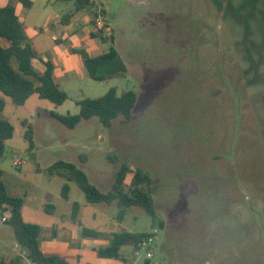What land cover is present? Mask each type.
<instances>
[{
    "label": "rangeland",
    "instance_id": "1",
    "mask_svg": "<svg viewBox=\"0 0 264 264\" xmlns=\"http://www.w3.org/2000/svg\"><path fill=\"white\" fill-rule=\"evenodd\" d=\"M31 2L28 10L18 0L8 3L28 39L41 43L42 56L50 57L60 18L62 26L66 15L72 25L87 19L58 39L86 76L60 85L65 102L32 95L16 105L0 93V118L14 129L0 160L2 180L23 199V220L41 227L40 246L69 264H264V0H93L80 10L71 1ZM99 9L110 31L101 30L105 40L94 27ZM111 45L118 58L98 73L112 77L90 79L81 52L97 56ZM0 46L8 43L0 39ZM112 87L136 92L130 119L118 116L105 128L92 117L68 129L49 114H76L78 101ZM56 161L82 169L102 192L121 164L141 169L152 180L156 220L134 207L118 218L115 203H87L74 182L48 175ZM73 202L81 226L70 219ZM47 203L53 214L44 212ZM5 216L0 211V264L22 254ZM81 227L97 235L84 237ZM120 231L147 233L150 245L122 246L120 259L97 257Z\"/></svg>",
    "mask_w": 264,
    "mask_h": 264
},
{
    "label": "trees",
    "instance_id": "2",
    "mask_svg": "<svg viewBox=\"0 0 264 264\" xmlns=\"http://www.w3.org/2000/svg\"><path fill=\"white\" fill-rule=\"evenodd\" d=\"M23 8L29 9L30 0H18ZM73 2L76 10L88 8L91 0H59ZM99 37L106 39L102 31H98ZM96 37L98 35L91 34ZM0 39L8 43L7 47L0 46V93L10 98L14 104L23 105L26 100L37 95L54 105H61L67 99V94L59 88L53 78L54 66L50 61L44 63L45 70L37 72L31 62L38 59V55L25 34L23 24L19 20L15 7L8 3L0 8ZM83 64L89 78L95 81H104L112 76L98 73L99 69L112 63L118 58L117 51L111 45L107 52L89 56L81 52ZM137 104V94L134 90H126L118 93L116 88H110L104 95L97 98H84L77 102L79 112L76 114L59 115L50 112V116L68 129L75 128L82 120L96 117L99 123L108 128L118 116L130 119ZM4 101L0 99V112L3 110ZM22 124L27 127L25 138L32 146V130L26 121ZM13 126L7 120L0 118V160L5 150V142L13 136ZM48 175H58L67 182H74L81 190L87 203L111 205L115 203L119 208L118 218L124 215L127 208H138L156 220V209L152 198L151 177L139 168H131L127 164H121L117 170L111 189L107 192L100 191L90 181L86 173L74 164L64 161H56L47 169ZM70 187L67 183L61 186L60 195L64 200L68 199ZM23 199L10 195L2 180L0 170V211L5 213L3 217L6 223L13 229L16 242L28 252L27 257L31 264H69L66 257L52 252H45L40 247L39 235L41 227L37 224L25 222L21 209ZM80 205L73 202L70 211V219L81 226L78 219ZM51 204L44 205V212H54ZM162 227V223L159 222ZM84 237H95L97 232L81 227ZM151 238L147 233H131L128 231L114 232L109 244L97 249V257L108 259H120V248L131 246L135 251L142 248L145 241ZM124 260V259H123ZM125 261V260H124ZM126 262V261H125ZM127 264H130L129 262Z\"/></svg>",
    "mask_w": 264,
    "mask_h": 264
},
{
    "label": "crops",
    "instance_id": "3",
    "mask_svg": "<svg viewBox=\"0 0 264 264\" xmlns=\"http://www.w3.org/2000/svg\"><path fill=\"white\" fill-rule=\"evenodd\" d=\"M10 0H0V8L4 7L6 4H8ZM31 1V0H30ZM59 1V0H58ZM63 2V1H61ZM91 2H93V0H91ZM32 3V2H31ZM22 5V4H21ZM32 6V5H31ZM23 7V6H22ZM31 8V7H30ZM29 8V9H30ZM25 9V8H24ZM28 10V9H27ZM15 12L17 14V10L15 8ZM18 16V14H17ZM19 20L21 21V23L23 24V28H24V31H25V34L26 36L28 37V33L26 31V27L24 25V22L21 20V18L18 16ZM65 18H69V21L67 20V24L66 25H63V26H67V27H63L61 25V18L58 20V26L57 27V30L59 31L58 34H53L51 36V41L55 44L53 47H51V50H50V57L49 56H42V50L40 48H37V46H40L41 43L39 42V40L34 43L32 42L31 40V44L33 46V49L35 50V52L37 53L38 55V59H33L31 64L33 66V68L35 69V71L37 72H43L45 70V66H44V63L46 61H50L53 66H54V69H53V78H54V81L57 83V85L59 86V88L61 87L60 85L62 84H68L69 82H77V81H80L82 79H84L86 76H83L82 73H83V68L80 67L79 65V59L76 55H71V53L68 51V52H64L60 49V46L63 45L61 44L58 39L61 37V34L63 37H67V31L69 32V34L71 35L72 31V26L74 25H77V23L79 22V19H80V23H86L87 22V19L83 18V17H76V22L74 23V25H72V22H71V19L68 15L65 16ZM66 42H68V40H66ZM41 51V52H40ZM48 57V58H47ZM85 68V67H84ZM87 73V72H86ZM88 76V75H87ZM89 77V76H88ZM91 79V78H90ZM58 81V82H57ZM97 82V81H96ZM61 89V88H60ZM62 90V89H61ZM64 91V90H63ZM65 92V91H64ZM97 98V97H96ZM50 113V112H49ZM80 209V208H79ZM71 211V210H70ZM21 213H22V209H21ZM53 214V213H52ZM79 214V213H78ZM6 217V216H5ZM23 218V217H22ZM3 219V217H2ZM6 223V221H4ZM16 242V240H15ZM16 244L18 246H20L17 242ZM56 244V241L54 243H52V246L51 247H54V245ZM16 246V245H15ZM21 247V246H20ZM41 247V246H40ZM22 248V254L19 255H13L11 257H8L6 259V264H23V261H22V258H26V262L27 264H31V262L29 261L28 257H27V250L23 247ZM42 248V247H41ZM42 250H44L42 248ZM45 252H52V253H58L64 257L67 258V260H69L70 258L61 254L60 252H55V251H46L44 250ZM26 256V257H25ZM2 260L0 259V262Z\"/></svg>",
    "mask_w": 264,
    "mask_h": 264
},
{
    "label": "built area",
    "instance_id": "4",
    "mask_svg": "<svg viewBox=\"0 0 264 264\" xmlns=\"http://www.w3.org/2000/svg\"><path fill=\"white\" fill-rule=\"evenodd\" d=\"M102 10L103 9H99L97 12H96V16L94 18V27L98 30H105L106 31V34L107 36L109 35L110 31L109 29L107 28V25L105 24L104 20L102 19ZM20 164V161H14V166L17 167L19 166ZM3 221H5V219L3 218ZM150 242H151V238H149L147 241L144 242L143 246L145 245H150ZM146 257L148 259H151L153 256L150 252H147L146 254Z\"/></svg>",
    "mask_w": 264,
    "mask_h": 264
}]
</instances>
